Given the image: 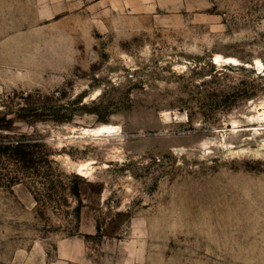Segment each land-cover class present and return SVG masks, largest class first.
<instances>
[{"label":"rangeland","instance_id":"1","mask_svg":"<svg viewBox=\"0 0 264 264\" xmlns=\"http://www.w3.org/2000/svg\"><path fill=\"white\" fill-rule=\"evenodd\" d=\"M262 110L264 0H0V264H264Z\"/></svg>","mask_w":264,"mask_h":264},{"label":"bare ground","instance_id":"2","mask_svg":"<svg viewBox=\"0 0 264 264\" xmlns=\"http://www.w3.org/2000/svg\"><path fill=\"white\" fill-rule=\"evenodd\" d=\"M220 61H223V62H226V63H237V61L234 58H228V57L225 58V57H223V56H221L219 54H216L214 56L213 63L215 64V63H218ZM257 65L262 67L260 63H257ZM257 119L260 120V121H262V120L264 121V110H262L260 113H258ZM116 129L117 128L114 127V126H106V125H104V126H100L98 128H95V129H83L82 130V134L83 135H91V134L92 135H110L111 133L116 131ZM87 166H89V164L83 163V164H80L77 167V169H78V171L82 172L84 169L87 168Z\"/></svg>","mask_w":264,"mask_h":264},{"label":"trees","instance_id":"3","mask_svg":"<svg viewBox=\"0 0 264 264\" xmlns=\"http://www.w3.org/2000/svg\"><path fill=\"white\" fill-rule=\"evenodd\" d=\"M21 147H23V146L20 145V144H17L15 148L18 150V149H21ZM24 158H25V157L23 156L21 159H24Z\"/></svg>","mask_w":264,"mask_h":264}]
</instances>
